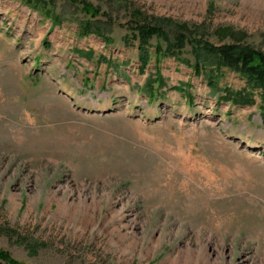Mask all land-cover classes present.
<instances>
[{"label":"rangeland","instance_id":"rangeland-1","mask_svg":"<svg viewBox=\"0 0 264 264\" xmlns=\"http://www.w3.org/2000/svg\"><path fill=\"white\" fill-rule=\"evenodd\" d=\"M29 1L0 0V251L20 264H264L259 91L220 101L245 81L215 71L212 95L190 45L171 57L134 30L172 39L168 20L264 53V0H79L97 17ZM86 22L97 33L82 35Z\"/></svg>","mask_w":264,"mask_h":264},{"label":"trees","instance_id":"trees-1","mask_svg":"<svg viewBox=\"0 0 264 264\" xmlns=\"http://www.w3.org/2000/svg\"><path fill=\"white\" fill-rule=\"evenodd\" d=\"M28 6H32L29 0H23ZM73 3L82 4L81 10L90 15L91 17H97L99 10L93 8L90 4L85 1L72 0ZM53 25L59 23V19L52 16ZM160 23H164L168 26H173V38L170 39L167 33L162 29L161 26H150V25H139L134 28L136 35L135 39L143 47L149 44V41L153 38L160 39L166 44L164 55L171 57L178 56L182 49L186 45H190L192 55L194 56L195 64L193 66L194 73L197 75H203L207 84L212 90L211 94L217 93V81L218 75L214 72L220 69H227L246 83L245 89L240 92H233L228 89L224 90L225 96L219 97L220 101L231 102L235 105H252L254 104L253 98L250 96L249 91H259L262 106L261 112L264 113V53L255 50L247 45H241L239 42L231 45H222L215 47L207 42L202 36L197 34L200 30L196 26H188L185 24L174 25L171 21L163 20ZM82 35L87 36L90 34L97 33L96 28H92L90 22L80 24ZM221 33V34H220ZM218 36L223 35L224 38L231 37L234 35L228 29L220 30L216 32ZM157 57L161 54V51H156ZM142 65L145 67L148 62V54L146 51H142L141 56ZM158 77V76H157ZM156 83L162 85V81L158 77ZM151 86H149L150 88ZM150 96L152 93H149ZM34 247L28 244L27 248L30 251H34ZM0 261L7 264H20L10 258L9 254L0 251Z\"/></svg>","mask_w":264,"mask_h":264}]
</instances>
